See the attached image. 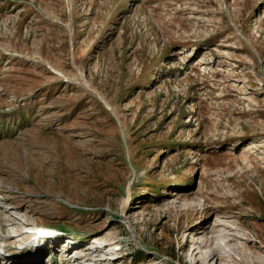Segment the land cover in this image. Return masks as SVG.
<instances>
[{
	"label": "rangeland",
	"instance_id": "obj_1",
	"mask_svg": "<svg viewBox=\"0 0 264 264\" xmlns=\"http://www.w3.org/2000/svg\"><path fill=\"white\" fill-rule=\"evenodd\" d=\"M72 250L264 264V0H0V264Z\"/></svg>",
	"mask_w": 264,
	"mask_h": 264
},
{
	"label": "bare ground",
	"instance_id": "obj_2",
	"mask_svg": "<svg viewBox=\"0 0 264 264\" xmlns=\"http://www.w3.org/2000/svg\"><path fill=\"white\" fill-rule=\"evenodd\" d=\"M26 227H32L31 225H26ZM34 229V228H33ZM21 235V234H20ZM20 235H18L17 237H20ZM31 236H34V234H31ZM37 241V239H34L33 237H28L27 238V240L25 241V243H27V242H32V245H35V242ZM209 241V240H208ZM33 250H38V247L37 246H33ZM195 250H197V249H195ZM194 250V251H195ZM193 251V252H194ZM106 259H99V260H96L97 262V264H115L116 262L114 261L115 260V258H113L111 261H108L107 260V258H109V257H105ZM77 259V258H76ZM208 259H209V262H211V261H214L215 260V262H217V261H220L221 260V258H220V256H219V254H218V252L217 251H215V250H213V251H211L210 253H209V255H208ZM95 262H94V264H96Z\"/></svg>",
	"mask_w": 264,
	"mask_h": 264
},
{
	"label": "trees",
	"instance_id": "obj_3",
	"mask_svg": "<svg viewBox=\"0 0 264 264\" xmlns=\"http://www.w3.org/2000/svg\"><path fill=\"white\" fill-rule=\"evenodd\" d=\"M134 264H137V263L134 262Z\"/></svg>",
	"mask_w": 264,
	"mask_h": 264
}]
</instances>
